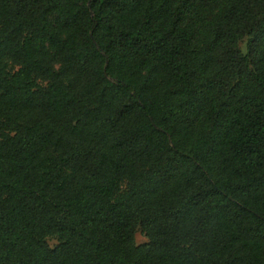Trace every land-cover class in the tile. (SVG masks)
Masks as SVG:
<instances>
[{"label":"trees","instance_id":"obj_1","mask_svg":"<svg viewBox=\"0 0 264 264\" xmlns=\"http://www.w3.org/2000/svg\"><path fill=\"white\" fill-rule=\"evenodd\" d=\"M0 264H264V0H0Z\"/></svg>","mask_w":264,"mask_h":264},{"label":"rangeland","instance_id":"obj_2","mask_svg":"<svg viewBox=\"0 0 264 264\" xmlns=\"http://www.w3.org/2000/svg\"><path fill=\"white\" fill-rule=\"evenodd\" d=\"M245 44H246L245 41H242L240 43V48H241V50L243 52L245 51ZM146 241H147V238L145 237V235L142 232L138 231L136 233V242H137V244H142V243H144ZM49 244H50V246H55L57 244V241L49 240Z\"/></svg>","mask_w":264,"mask_h":264}]
</instances>
